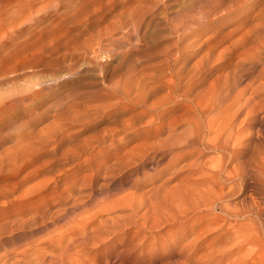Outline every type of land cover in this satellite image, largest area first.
I'll use <instances>...</instances> for the list:
<instances>
[{"label":"rangeland","instance_id":"obj_1","mask_svg":"<svg viewBox=\"0 0 264 264\" xmlns=\"http://www.w3.org/2000/svg\"><path fill=\"white\" fill-rule=\"evenodd\" d=\"M77 1L67 0L61 8L55 9L51 7L41 11L40 9L47 2L46 0H0V101L13 105V108L10 106V110L8 109L9 113L8 110L0 113V161L6 159L12 153L8 150L14 147L16 138H20L27 145H32L30 147L33 153H35H32L28 157L29 160L27 159L23 163L25 164V169L19 170L13 176L12 172L7 173V169H0V193L2 191L0 194L2 195L0 196V264H25L22 263L24 259L21 255L22 252L26 251L27 247L31 249L32 246L40 244L43 239L53 237V234H68L71 233V230L74 234L72 246L69 247L66 253L63 252L64 255L61 256L62 250L68 243L67 240L61 246V250L54 249L45 255L44 264H53L54 262H57V264H78L81 262V264H264V255L258 258L256 255H249V246L241 248L236 246L238 240H235L233 236L235 231L234 226L242 223V220L226 216L219 211V208L222 206L230 210H236V206L239 208L240 201L247 195L246 187L244 189L240 188L232 196L220 199L222 196L220 195V190L230 188L234 182L221 183L220 185L219 183H215L210 187L207 185V182L210 181L208 178L210 166L218 158L222 156L227 157L229 153L231 154V158L233 154L234 157L230 166L225 168V174L234 172L240 175L242 173L241 164L251 160L252 166L260 169L264 175V86H261L264 84V60L258 64L251 62L238 63V60L240 61L239 49H235L231 54H227L226 56L223 53L221 60L211 62L205 73L206 81L197 88V91L204 88L209 93L214 92L217 89L218 83H220L222 74L233 69H239L240 73L243 72L242 74L249 73L247 75L248 78L244 79L242 86L248 85L246 86L247 89L249 87L252 90H247L244 94L245 96L243 95L241 98V103L245 97H248V91H253L256 87L257 92L254 91L258 94L252 103L258 101L260 104L254 103L258 105L256 106L257 109H254L251 103V109L249 106L246 107L234 118V121L232 120V129L238 131V136L229 142L226 151L216 152L209 149L205 152L204 150H190L189 148L176 149L175 151V148L163 145L161 149L145 150L142 153L144 157L139 158V155L135 156V153H138L140 148L135 150L133 146H140L144 142V144L156 143L157 141L165 140L167 135L165 133H153L159 125L156 121L152 123V119L147 116L136 118L133 122L131 120V124L133 123L135 126L132 130H129L131 131L130 136L121 126H117L116 128L113 125L129 120L128 117L132 114L124 109L126 102L120 98L119 94H112L106 89L108 82L114 80L116 77H120L118 74H121L122 71L120 68H118L120 72L118 69L114 70L118 63L115 64L116 62L112 61L113 57L110 53H98V59L94 61L86 56L81 49L83 43L90 38L89 34L92 33L91 28L95 24L87 27L83 20L78 22L81 24L65 22L63 14L70 10L73 5L75 6ZM175 2L176 0L166 1L167 5H174L177 3ZM245 2L246 5L240 11L238 20H232L231 18H216L212 20V30L207 34H203L200 40L209 39V36L213 38L212 35L214 36L218 33L219 35L223 33L222 37L228 39L232 36L231 32L237 26H241L239 29L248 27L253 22L255 14L257 15L264 10V0H250V2L233 0L231 1V5H242ZM100 15L101 21L104 24L113 17L111 12L100 13ZM164 35V38L155 44L157 47L166 45L165 41L168 32H165ZM232 37L235 38V36ZM70 38L73 39L70 40ZM201 41L197 42L196 45H201ZM104 42H107V40H104ZM225 47V43L221 44L218 51H224ZM120 49L119 46L114 47L115 51ZM203 53L204 50H201L199 53L191 56L187 61L188 67L197 63L201 58L199 56H202ZM152 61L147 63V65H151L152 63L155 65L156 62L161 61V58H155ZM97 62L103 63L100 68L96 67ZM236 65H238V69ZM111 71L116 73H110ZM110 75L112 78L109 79ZM61 76L62 78H60ZM217 76L218 78H216ZM242 86H239V88ZM257 86L258 88L259 86L263 87V90L261 91V88H259V91ZM100 91L103 96L100 94ZM36 94L37 96H35ZM23 97H26L25 101H20ZM70 101L71 103L68 104ZM53 104L56 105L54 106ZM59 104L62 106L60 110L57 109ZM71 104L74 106H68ZM100 106L102 109L99 108ZM81 107L82 111L80 110ZM94 107H97L99 110L96 108V112ZM29 108L31 109L29 110ZM85 108L87 109L84 112ZM90 108L96 113H93V110ZM235 108L232 107L225 113L217 122V125L224 124ZM222 109V107L211 108L207 118L216 115ZM248 112L250 114H247ZM149 113L153 115L155 112ZM1 114H6V117H3ZM67 115L68 117H66ZM175 115L173 114L172 118ZM76 117L77 119H75ZM260 120H262V123H259ZM60 121L62 123H59ZM72 121L74 122L72 123ZM48 126L50 127L45 129ZM110 127L112 128L110 129ZM29 129L31 130L29 131ZM109 129L118 133L116 141L112 144L109 142L102 144L94 143L95 140L108 139L104 132H108ZM135 130L142 132L141 136H137V139L134 137ZM34 133L36 134L34 135ZM25 144H22L23 147H27ZM69 147L70 149H68ZM68 153H70L71 159H69L70 155ZM176 155L178 161L173 168H170L168 173L159 174L158 172L162 169V166L166 167L172 164L169 161L174 156L176 157ZM183 155L189 156L183 159ZM121 156L127 157L128 165L114 167L112 169L113 172H109L108 178L103 174L94 178L95 174L93 172L95 173L97 170L96 167L101 166V162L104 163V167H110L111 163ZM72 159H75V163H73ZM193 160L201 168L186 167ZM79 164H81V168L78 167ZM60 166L61 168H59ZM54 169L55 171H53ZM46 171L47 174L45 173ZM172 172L178 175L175 177ZM109 176L113 177L111 178L112 181ZM44 180H49L45 191L43 206L45 208L34 219L35 226L23 223L28 219V216L19 215L20 211L23 210L24 205H27L29 208H34L35 205L34 203H30L31 200L28 201L29 203L22 202L18 198V195ZM248 182L247 180L246 183L248 184ZM100 183H102L101 186ZM13 185V195H5ZM101 187L105 189L104 193L101 192ZM187 187L188 189H200V191L191 195L187 193ZM98 188L103 193L101 196L98 195L100 193ZM217 191L218 193H216ZM86 194H88V197ZM90 196H94V204L90 209L85 211L82 209L77 210V207L74 208L75 205L88 201ZM144 196L145 199H143ZM128 197L131 199L135 198L132 201H144V205L137 202L140 204L139 207L137 203L133 205L131 201L132 206L130 205V207L128 205V201L130 200ZM105 199L107 200L106 203ZM114 199L115 201L116 199L119 200L115 202ZM111 200L115 204L107 209L106 205H110L112 203ZM177 200L178 202L175 203ZM109 201L110 203L107 204ZM104 203L106 204L105 207H103ZM226 204H228V207L231 204V208H228ZM36 205L40 207L41 202H37ZM135 206L137 207L134 208ZM213 206L216 209H212ZM200 208L201 210H199ZM59 212L61 213L60 215ZM53 216L55 217L54 220H52ZM248 219H252V217ZM15 220H19L20 222L17 223ZM85 222L90 223V227L86 230L83 229V223ZM117 222H120L122 225ZM218 225L219 227H217ZM15 226L18 227L16 228ZM13 227L14 230L12 229ZM215 227L217 229L213 231ZM225 227L227 229H224ZM93 228H96L95 232H93ZM228 233L230 236H228ZM231 233L232 238H234L232 240ZM85 236L87 241L82 246L81 242ZM220 236H223V239L219 242L218 238Z\"/></svg>","mask_w":264,"mask_h":264},{"label":"bare ground","instance_id":"obj_2","mask_svg":"<svg viewBox=\"0 0 264 264\" xmlns=\"http://www.w3.org/2000/svg\"><path fill=\"white\" fill-rule=\"evenodd\" d=\"M46 1L47 2L41 7V9H40L41 11H44V10L51 8V7L55 8V9L61 8L64 6L65 1H67V0H46ZM166 1L167 0H78L77 3L74 2V3H76L75 6L73 5V7L70 10L66 11L63 14V16L65 17L64 18L65 22L67 21L68 23H78V22H81L83 20V22H85L87 27L88 26L91 27L92 26L91 24H93V25L95 24V26L93 28H91L92 33L91 34L88 33L90 38L86 42L83 43L81 49L84 51L86 56L93 59L94 61H96L98 59V55H97L98 53H102V54L110 53L111 56L113 57L112 61H115L116 62L115 64L118 63L116 68H115L116 65L114 66L115 69L113 67L112 68L114 70L120 68L122 71L121 74H118V75H120V77H116L114 80H110L108 82V84L106 85V89L109 90L110 93H112V94H119L121 96L120 98L124 99V101L126 102L124 105V109L128 113L131 112L132 114L130 116L128 115L129 120H127V121L121 120L122 121L121 124H119L120 122H118V124H113V125H115L116 128H117V126H121L122 128L125 129L127 134H129V136H130L131 131H129V130H132L135 126V125H133V123L131 124V120L133 122L136 118L147 116V117H150L152 119V123L156 121L157 124L159 125L157 130L154 131L153 133H156V134L157 133H159V134L165 133L167 135L165 140L157 141L156 143L144 144L145 143L144 142L140 146H136V147L133 146V148L135 150H138V148H140V150H138V153H135V156L139 155L138 157L142 158V157H144V155H142V153L145 150L161 149V148H163V145H165V146L168 145L170 148H175L174 149L175 151H176V149H187V148H189L190 150L191 149L204 150L205 152H207L209 149H212L216 152L226 151L228 146H229V142L238 136V131H234L232 129V124H231L232 120L234 121V118L236 116H238L246 107H248V106H249V108L251 107L250 105H251L252 101L257 98L256 95L258 93H256L257 92L256 87H255V89L253 88L256 92L254 90L248 91L249 92L248 94H250V95L247 94L248 97L247 98L245 97L246 99L244 98V101L241 103L240 101H241L242 96L247 92L248 89H250L249 87L247 89L246 86H248V85L242 86L244 79L248 78L247 75L249 73H244V74H242L243 72L240 73V70L237 68L239 65L238 64V65H236V68L239 71L233 69L231 71L228 70L229 72L227 71V73L222 74V78L220 80V83H218L217 89L216 90L214 89L215 90L214 92L209 93L204 88H203V90L198 89L199 91H197V88L199 85H201L203 82L206 81L205 80V76H206L205 73L208 70L211 62H213L214 60H221L223 58V53H224V56H226L227 54H231V52H233L235 49H239L240 53H238V54H240V57H239L240 61L238 60V63L251 62V63H257L258 64L264 60V10L259 12L257 15L255 14V17H253L254 18L253 22L250 25L248 23V25H249L248 27L239 29V28H241V26H237L236 29H234V31L231 32L232 36H235V38H233L231 36L228 39H226V37H222L223 33L220 35L218 33L217 35H214V36L212 35L213 38H210V36H209V39L203 40V38H202L203 41H201L200 38L202 37V35L207 34L209 31L212 30V26H213L211 24L212 20H214L216 18H231L232 20H238V17L240 16L239 13L245 7L246 2H245V4L243 3L242 5H231V1H233V0H176V2H177V3L175 2L176 4L167 5ZM245 1L250 2V0H245ZM60 11H62V10H60ZM106 12H111L113 14V17L107 23L104 24V23H102L103 21H101L100 13L105 14ZM253 16H254V14H253ZM240 20H243V19H240ZM78 24H81V23H78ZM143 28H144V30H143ZM165 32H168V35H167L166 41H165L166 45L162 46V47H157L155 44H157V42L159 40L164 38ZM218 32H220V31H218ZM53 35H54V33H53ZM80 35H82V34H80ZM83 35H84V33H83ZM74 36H76V35H74ZM67 37H69V36L67 35ZM191 38H193V39H191ZM72 39L70 38V40H72ZM64 40H65V38H64ZM104 40H107V42H104ZM199 41H201L200 42L201 45L198 46V45H196V43ZM80 42H82V41H80ZM73 43H75V42H73ZM73 43H72V45H73ZM223 43L226 44V47L224 48L225 49L224 51L220 52V51H218V49H219L220 45ZM68 44L70 45V43H68ZM116 46H119V48H121V49L115 51L114 47H116ZM78 47L80 48V46H78ZM78 47H76V48H78ZM70 48H68V49H70ZM201 50L202 51L204 50V53L202 54V56L201 55L199 56V57H201L200 60L197 63H195L194 65L188 67V65H187L188 59L191 56H193L194 54L199 53ZM68 52H70V51L68 50ZM71 52H72V50H71ZM73 52L76 53V51H74V50H73ZM78 52H80V51H78ZM100 58H101V56H100ZM155 58H159V59L161 58V61L156 62L155 65H153V63L152 64L150 63L151 65H149V64L147 65V63L151 62ZM236 60H237V58H236ZM90 62H91V60H90ZM102 64H103L102 62H97L96 67L100 68V66ZM90 65H91V63H90ZM119 72H120V70H119ZM101 73H102V71H101ZM110 73H116V72L111 71ZM27 77H29V76H27ZM12 78H14V77L12 76ZM12 78H10V79H12ZM15 78L17 79L16 76H15ZM60 78H62V76ZM110 78H112V76L109 77V79ZM216 78H218V76ZM107 80H105V81L107 82ZM47 81H49V80H47ZM29 84H30V82H29ZM239 86H242V87L239 88ZM261 86H264V84ZM261 86H259V88H261ZM214 88H215V86H214ZM257 88H258V86H257ZM262 88H261V91L263 90ZM32 89H33V87H32ZM250 90H252V89H250ZM39 91H41V90H39ZM259 91H260V89H259ZM102 92H105V91H102ZM13 93H15V92H13ZM18 93H20V92H18ZM18 93H16V94H18ZM37 94L35 96H37ZM100 94H101V91H100ZM107 94H109V93H107ZM32 96H33V93H32ZM49 96H50V94H49ZM111 96H113V95H111ZM26 97L21 98L20 101H25L24 99H26ZM256 102H257V104H260V103H258V101H256ZM256 102L252 103V107L254 106L253 107L254 109H257L256 106H258V105H255ZM69 103H71V101L68 102V104ZM72 103H73V101H72ZM56 104H53V105L55 106ZM72 105L73 104L68 105V106L72 107ZM10 106L12 107L13 105L0 101V113L7 111L10 108ZM15 106H16V104H15ZM101 106L99 108H101ZM30 107H31V105H30ZM66 107H67V105H66ZM214 107H222L223 109H222V111L218 112L217 114L215 113L216 115H213V116L207 118L209 112L211 111V108H214ZM232 107H236L235 110L233 111V113L230 116H228V118L226 119V122L224 124H221L218 126L217 122ZM31 108H29V110ZM61 108H62V106L59 104L57 109L60 110ZM87 108L84 109V112ZM96 108L94 107L95 110H96ZM105 108L107 109L106 106H105ZM9 110H8V113H9ZM80 110L82 111V107ZM91 110H93V109H91ZM96 112H97V110H96ZM96 112H94V110H93V113H96ZM149 112H155V113L152 115ZM77 113H78V111H77ZM77 113H76V115H78ZM173 114H176L174 118H172ZM247 114H250V113L248 112ZM251 114L253 115V113H251ZM1 115L4 117L6 114H1ZM68 115L66 117H68ZM33 116H35V115H33ZM69 117H71V116L69 115ZM261 118H263V117H261ZM75 119H77V117ZM126 119H127V117H126ZM126 119H124V120H126ZM61 121L59 123H62ZM74 121H72V123ZM113 121H114V119H113ZM113 121H111V122H113ZM135 122H134V124H135ZM259 123H262V120H260ZM49 127L50 126H48L47 128H45V127L44 128L48 129ZM111 128L112 127H110V129ZM180 128H182V129H180ZM262 128H263V126H262ZM25 129H27V128H25ZM104 129H106V128H104ZM30 130L31 129H29V131ZM109 130H108V132H104V133H106L105 136L108 139L102 138V139H99L98 141L95 140L94 143L102 144L105 142H109L110 144H112L114 141H116L118 133L114 132L113 130L112 131L111 130L109 131ZM17 133H18V131H17ZM26 133H27V131H26ZM242 133H244V132L242 131ZM35 134L36 133H34V135ZM141 134H142L141 131L135 130L134 137L137 139V136H141ZM241 135H243V134H241ZM51 137H52V135H51ZM124 137H126V136L124 135ZM127 137H128V135H127ZM31 138H32V136H31ZM15 141H16V143H15L14 147L8 150V151H11L12 153L10 155H8L6 157V159H3L0 161V169L1 170H4V168L7 169L8 172L7 171L6 172L7 173L12 172V176H13V174H16L19 170L25 169V164H23V163L33 153L32 149H31L32 145L25 144L24 141H22L20 138H16ZM142 141H144V140L142 139ZM70 143H71V140H70ZM74 143H73V145H74ZM92 143H93V141H92ZM22 144H25L27 147H23ZM48 145H51V144H48ZM46 146H47V144H46ZM70 147L68 149H70ZM239 148H241V147H239ZM37 149H38V147H37ZM254 150H255V148H254ZM73 151H75V150L73 149ZM250 151H251V149H250ZM150 153H151V151H150ZM185 153H186V151H185ZM33 154H35V153H33ZM256 154H258V153H256ZM68 155H70V153H68ZM188 156L189 155H183L182 158L186 159ZM233 157H234V154H233L232 158ZM71 158L72 157L70 155L69 159H71ZM145 158H147V157H145ZM232 158H231V154L229 153L227 157L222 156V157L218 158V160L210 166V170H209V174H208V178L210 181L207 182L208 183L207 185H209V187H210L211 185H213L215 183L216 184L219 183V185H220L221 183H226V182L232 183V182H234L230 188L220 190V195H222L220 199H222L224 197L232 196L236 192H238L240 188L244 189V187H246L247 195L245 198L243 197V199L240 201L239 208H238V206H236L238 209L236 208V210H234V209L230 210V209H226L222 206L219 208V211L222 214H225L226 216L242 220V223L239 222L240 224L234 226L235 231H234L233 236H234L235 240H238V242H236V246L239 248L244 247V246H249V248H250V254L249 255H256L258 258H260L261 256L263 257V255H264V175L262 174L260 169L252 166L251 160H248L247 162L241 164L242 173L240 175L235 174L234 172H229V173L225 174V168L230 166ZM72 160H73V163H75V159H72ZM85 161H86V159H85ZM90 161H92V160H90ZM177 161H178V157L176 155V157L174 156L171 159V161H169L172 164L167 165L166 167L162 166V169H160L158 173L161 175L163 173H168L170 171L169 169L170 168L172 169L173 166L177 163ZM73 163H72V165H73ZM154 163H155V161H154ZM235 163H236V161H235ZM85 164H87V163H85ZM111 164L112 165H110V167H107V166L104 167V163L101 162V166L96 167L97 170L95 171V173L93 172V174H95L94 178H96L98 175L100 176L101 174H103L106 178H108L107 176L110 175L109 172L110 171L113 172L112 169H114V167H117V166L122 167L124 165H128L127 157L121 156L119 159L117 158V160ZM263 164H264V162H263ZM80 165L81 164L78 165L79 168H81ZM33 166H34V164H33ZM182 167H183V165H182ZM186 167L197 168V167H199V165L196 164L195 161L193 160ZM59 168H61V166ZM199 168H201V167H199ZM120 169H122V168H120ZM120 169H118V170H120ZM53 171H55V169ZM62 171H64V170H62ZM197 172L200 173L201 171H197ZM45 173L47 174V171ZM114 173H115V171H114ZM28 174H30V173H28ZM172 174H173V172H172ZM196 174H198V173H196ZM26 175H27V173H26ZM83 175H84V173H83ZM173 175L176 177L178 174H173ZM111 176H112V174H111ZM111 178H113V177H110V179ZM190 178H192V177H190ZM52 180H53V182H55L54 179H52ZM195 180H197V179L195 178ZM247 180L249 181L248 184L246 183ZM106 181H108V180L106 179ZM111 181H112V179H111ZM14 183H16V182H14ZM48 184H49V180H44V181L34 185L31 189L26 190L22 194L18 195V198L20 200H22V202L29 203L28 201L31 200L30 203H34V205H35L34 208H29L27 205H24L23 210L20 211L19 215L28 216V219H26L24 222L22 221L23 223H29V225L30 224L34 225V223H35L34 219H36V216H38L39 213L43 212V210L45 208V207H43L44 202H45V191H46V187L48 186ZM101 184L102 183H100V186H101ZM84 185H85V183H84ZM229 185H230V183H229ZM223 186H226V185H223ZM6 187H8V186H6ZM103 187H101L102 188L101 192L104 193L105 189ZM4 189H6V188H4ZM126 189H128V188H126ZM186 189H188V187ZM13 190H14V185L8 189V191H9V192L7 191L8 193L5 192L6 193L5 195L8 194V195L12 196ZM51 191H50V193H51ZM98 191L100 192L99 188H98ZM199 191H200V189L190 188V189H188L187 193L193 195V194L198 193ZM218 191L216 193H218ZM101 192L98 194L99 196H101L103 194ZM1 193H2V191H1ZM58 194H60V193H58ZM88 194H86L87 197H88ZM0 196H2V195H0ZM93 198H94V196H90L88 201H86L85 203H82V204L79 202L80 205L77 204V205H75L74 208L77 207V210L82 209L85 211L90 209L94 204ZM125 199H126V195H125ZM128 199H130L128 201L130 203L132 201V199H135V198L131 199L130 197H128ZM136 199H138V198H136ZM143 199H145V196L143 197ZM117 200H119V199H116V201L114 199L115 202H117ZM141 200H142V198H141ZM39 201L41 202L40 207H38L36 205V203ZM106 201L107 200L105 199V203H106ZM111 201H112V203H110V201L107 203V204L110 203V205L107 206L104 203L103 207H105V205H106V208L108 209L109 207L113 206V204H115V202H113V200H111ZM126 201H123V202L127 203ZM133 201H132L133 205H134V203L139 202L136 200H135L136 202L135 201L133 202ZM143 202H139V203L143 204ZM177 202H178V200L175 203H177ZM212 202H214V201H212ZM219 202H220V200H219ZM129 203H128V205L132 206V203H130V204ZM172 203H174V202H172ZM227 205L228 204H226V206ZM229 205H230L229 207L231 208V204H229ZM138 206L140 207V204H138ZM136 207L137 206H135L134 208H136ZM138 208H137V210H138ZM214 208L215 207L213 206L212 209H214ZM199 210H201V208ZM60 214L61 213L59 212V215ZM90 217H92V216H90ZM249 217H252V219H248ZM54 219H55V217L52 218V220H54ZM81 221H83V220H81ZM16 222L18 223L20 221L17 220ZM117 223L119 224L120 222H117ZM2 224H4V223H2ZM232 225H233V223H232ZM26 226H24V227H26ZM117 226H119V225H117ZM1 227H3V226H1ZM29 227H32V226H29ZM83 227H84L83 228L84 230L88 229L90 227V223H87V222L83 223ZM217 227H219V225ZM4 228H6V227H4ZM4 228H2V229H4ZM35 228H37V227H35ZM12 229L14 230V227ZM214 229H217V228L216 227L213 228V231H214ZM224 229H227V228L225 227ZM95 230H96V228H93V232H95ZM218 230H221V229H218ZM204 231H202V233H204ZM53 235H54L53 237L52 236L48 237V238L44 237L46 239H43V241L40 244L32 246L31 249H29V247L26 246L27 247L26 251L22 252V255H21L22 258L24 259V262H22V263H25V264H44L45 255L47 253H50L54 249L55 250L56 249L61 250V246L64 244V242H66L68 240V243L65 245V248L61 252L62 253L61 256L64 255V253H66V251H68L69 247H71L73 244L72 238L74 237V234L72 233V230H71V233H68V234L67 233H61L58 235L57 234L56 235L53 234ZM228 236H230L229 233H228ZM233 236L231 233V240L234 239V238H232ZM227 238H230V237H227ZM95 239H96V237H95ZM222 239H223V236H220L218 238V241L220 242V241H222ZM86 241H87V238L85 236L82 239L81 245L84 246ZM67 262H69V261L67 260ZM81 263H78V264H81ZM12 264H14V263H12ZM53 264H57V262H54ZM60 264H62V263H60ZM83 264H85V263H83Z\"/></svg>","mask_w":264,"mask_h":264}]
</instances>
